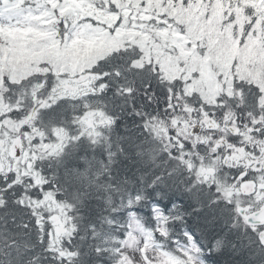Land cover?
<instances>
[{"label":"snow or ice","instance_id":"6c2138e0","mask_svg":"<svg viewBox=\"0 0 264 264\" xmlns=\"http://www.w3.org/2000/svg\"><path fill=\"white\" fill-rule=\"evenodd\" d=\"M0 264H264V0H0Z\"/></svg>","mask_w":264,"mask_h":264},{"label":"trees","instance_id":"16d2710c","mask_svg":"<svg viewBox=\"0 0 264 264\" xmlns=\"http://www.w3.org/2000/svg\"><path fill=\"white\" fill-rule=\"evenodd\" d=\"M128 119V123L131 124V118H127ZM120 132L121 134H123V128L120 129ZM121 168V171H120V175L123 176L125 173H127L128 175H131L132 172H135L136 171V167L135 165H132V164H128L127 162H125L124 164H122L120 166ZM172 195H177L178 194H175V193H172Z\"/></svg>","mask_w":264,"mask_h":264}]
</instances>
